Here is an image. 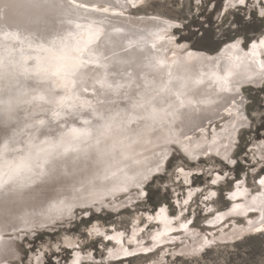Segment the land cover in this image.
<instances>
[{"label": "snow or ice", "instance_id": "6c2138e0", "mask_svg": "<svg viewBox=\"0 0 264 264\" xmlns=\"http://www.w3.org/2000/svg\"><path fill=\"white\" fill-rule=\"evenodd\" d=\"M144 3L145 0H125V4L121 5L119 0H116L115 5L98 7L90 0H23L24 6L34 13L31 18L33 25L39 24L43 19L41 13L55 12L54 19L61 25L67 24L70 27L66 30L55 28L49 30L48 34L42 37L44 42L38 45L39 55L30 57L34 62L37 78L48 85V95L41 94L32 97V101L39 100L49 105L47 109H42V117L31 113L21 115L20 104L31 102L20 99L24 93L16 97L9 95L7 99L0 96V198L8 201L27 193L35 195L38 202L48 204L47 209L41 212L24 213L12 217L11 220L6 216L4 220L6 227L0 230V244L4 243V231L7 227H11L13 232L23 234L22 236H10V240L22 241L26 240L29 234L34 236L38 228L62 225L65 216L70 218L75 215L74 204L58 199V197L70 186L72 190H75L72 181L75 180L77 173L83 174L87 171L89 177L87 184L92 188L101 182L112 181V187L106 190L127 193L131 185L139 190L140 196L146 197L148 192L144 190V186L149 182V174L153 169L157 173L162 170L168 160L167 149L178 145L179 148L174 151L181 150L186 154L189 152V149L181 143V138L188 140L190 138L183 131L176 133V130L169 127L165 123L166 117L172 114L170 110L174 105L176 108H184L193 103L200 104L207 101L189 99L188 91L182 90L185 87L183 84L175 90L168 87V84L172 83L171 72H168V84L162 85L158 92V95L165 93L174 97V102L168 104V110L156 107L155 96H140L139 99L130 101L124 109L112 113L104 108L103 101L97 100L94 104L91 98L85 96L89 92L83 80L86 70L92 67L107 68L106 64L101 63V60L106 57L102 58L98 54L102 39L114 42L113 33H115L121 40L127 39L128 48L139 49L141 45L140 41L125 35L122 27L111 26L110 31H104L102 28L104 19H91V15L111 12L114 17L123 16L125 8H138ZM192 4L201 14L211 8L212 14L217 17L216 31L210 33L201 23L200 28L203 31L197 29L191 33V36L177 37L175 33L168 35L167 30L176 27L179 31L180 25L165 22L166 27L158 28L150 33L153 40L150 45L151 49H157V41H160L175 43L176 48L188 57L193 55L189 48L195 49L197 45H210L213 42L217 45L224 43L229 50H239L241 45H246L249 40L248 32L252 25L258 22L261 28H264V0H221L219 7L216 6L214 0H192ZM217 32L219 33L218 40L216 39ZM0 37L23 43L19 41V35L15 32H4L0 29ZM193 37L196 38L195 43L192 42ZM229 41L231 43H228ZM258 43L264 46V32L261 33ZM29 47H31L30 42ZM252 47L255 48L256 44L253 43ZM6 51V48L0 49V69L4 67V52ZM121 51L126 53L127 49L121 48ZM172 54L175 56L176 52L173 51ZM260 66L264 68V63ZM148 67L163 69L167 67V62L165 59H156L149 61ZM231 76L232 72L225 70L224 75L217 77L221 92L231 93L233 91ZM2 78L3 74L0 72V79ZM96 84L99 85V91L109 95L124 96L120 92L124 85L108 80L107 71H105L104 78L97 80ZM97 94L98 91L94 86L93 96ZM82 97L84 98L81 102ZM229 101L235 103V96L225 98V103ZM240 104H243V100ZM138 110H142L143 114H140ZM256 111V109H251L247 115L241 114L242 120H251L254 123ZM259 119L261 127H264V104L260 105ZM141 121H150L153 125L160 123L162 128L168 129L166 136L158 138V153L153 152L155 159L146 165L138 158L139 154L133 148L134 145L140 143V134L132 128V125H138ZM235 128L234 125V131ZM116 136L122 138L116 140ZM148 143L152 141L149 140ZM204 154H208L207 149ZM216 155L219 156L220 153L217 152ZM221 163L226 167L228 163L236 164L237 160L226 153ZM133 165L139 167L133 168ZM178 171L183 172L184 168L180 167ZM251 172L253 184H257L258 181L259 189L264 190V174H261L264 173V165L261 166L260 172H257L253 166ZM227 176L228 173H225L224 177L218 173L210 183L216 185ZM117 177H121L118 182ZM80 183L84 187V181ZM231 183H235L239 189L240 181H230ZM244 191L248 192L249 189L245 188ZM216 195L217 192L213 191L204 199L208 200ZM236 195L237 193L234 192L230 198H235ZM258 195L264 197V191H260ZM90 196L93 204H96L98 202L95 199L96 193L91 192ZM252 199L255 202L257 197L253 196ZM239 207V204L234 206V208ZM249 210L255 211L254 208ZM161 211L165 209L161 208ZM83 214L87 216L89 212L85 210ZM260 223L264 225V208L261 209ZM249 224L251 225V221ZM180 227L186 229L187 224H181ZM255 231L264 234V227H255ZM88 234L91 235V231ZM105 238L112 239L110 236ZM152 239L155 240L156 237ZM213 243L205 238L204 245L199 250H194L193 254L195 251L203 253L205 248H210ZM32 251L36 250L32 249ZM147 251H152V249H147ZM60 252L59 244L50 256L44 252L43 255L47 258L45 264H61L58 256ZM125 253L126 256L136 255L135 252L129 250H125ZM0 264H32V262L28 259V251L24 249L22 243H19L16 246L8 245L0 248ZM37 264H40L39 256ZM63 264H68L67 258ZM71 264H81L79 252L75 253ZM224 264H233V262L228 260ZM259 264H264V258Z\"/></svg>", "mask_w": 264, "mask_h": 264}, {"label": "bare ground", "instance_id": "6f19581e", "mask_svg": "<svg viewBox=\"0 0 264 264\" xmlns=\"http://www.w3.org/2000/svg\"><path fill=\"white\" fill-rule=\"evenodd\" d=\"M90 2L96 3L98 7H108L109 5H115L116 0H90ZM119 3L124 5L125 0H119ZM145 4L146 0L140 7H144ZM128 8L131 7L124 9L123 16L114 17L111 15V12H109L93 13L90 17L91 19L97 20L104 19L105 22L102 28L106 32L110 31L111 26L122 27L125 35H128L131 39L140 41L141 45L139 49L128 48L127 39L121 40L115 33H113L114 42L102 39L98 54L101 55L102 58L106 57V59L101 60V63L106 64L107 68L97 69L92 67L86 70L83 79H88L85 85L91 90L85 94V96L91 98L94 104L97 100L103 101L104 108L112 113L124 109L130 101L139 99L140 96H155L156 107L161 110H168V104L174 102V97L165 93H159L158 95V92L162 85L168 84V72H171L172 83L168 84V87L175 90L180 84H183L185 87L182 90L188 91L189 99L204 100L207 102L200 104L193 103L184 108H176L174 105L173 109L170 110L172 114L166 117L165 123L176 130V133L183 131L190 138V140L181 138V143L189 149L187 154L190 157L197 158L200 155L204 156L206 149L212 152L219 151L224 156L227 153L229 156V152L231 151V139H233L243 127H241V124L247 125V121L242 120L240 112H233L237 109L236 104L230 101L225 103V98L237 94V90L241 85L255 84L254 86H257L263 84L264 68H261L260 65L264 63V46L258 43L261 34L253 38L248 47L241 45L239 50H229L226 44L222 43L220 48L215 52L189 48V50L193 52V55L192 57H188L185 53L176 48L175 43L157 41V49L153 50L150 47L153 42L150 33L156 31L158 28L166 27L165 22L174 25L176 22H172L174 19H171L172 21L169 19L158 20V13L156 15L151 14V16H149L151 18L146 16L147 14L143 15V13L138 15V12L136 13L137 15H132L129 13L131 10H128ZM135 11L136 10H134V13ZM33 15L34 13L32 10L24 6L23 0H0V29L4 32L18 33L19 41H23V43H20L17 40H5L0 37V49H7V51L4 52V67L0 69V72L3 74V78L0 79V96L7 99L9 95L16 97L20 96V93H24V95L20 96V99L22 101L31 102L20 104L21 115L31 113L42 117V109H47L49 105L39 100L32 101V97L41 94L48 95V85L46 82L37 78L34 71L35 65L30 57L39 55L38 45L44 42L42 37L46 36L49 30L54 28L66 30L70 26L67 24L61 25L59 21L55 20V12L41 13L43 19L39 24L33 25L31 23ZM85 15H87V13H85ZM105 17H107V19H105ZM141 25L147 26L146 35L140 38L137 37L136 39L132 38L131 34L128 33L134 30L136 26ZM171 29L172 27L168 28V35H172ZM29 42L31 43V47H29ZM180 43L183 44L184 41H180ZM228 43H231V41ZM253 43L256 44L255 48L252 47ZM121 48L127 49V52L121 51ZM173 51L176 52L175 56L172 54ZM156 59H165L167 67L163 69L148 67L149 61H154ZM225 70H230L232 72L230 80L233 91L231 93L221 92L220 85L217 82V77L224 75ZM105 71H107L108 80L124 85V87L120 89V92L123 93L124 96L117 94L109 95L103 91H99V85L96 84V81L104 78ZM196 81H200V83H196ZM137 85L139 87H136ZM94 86L98 91L96 96H93ZM83 98L84 97H82L81 102ZM138 111L140 114H143L142 110ZM221 116L224 117L220 118ZM215 121H222L221 127L217 128L215 125L212 130L213 132L208 133V128L211 127ZM234 125L236 126L235 131L233 130ZM132 128L140 134V143L134 145L133 148L135 152L139 154L138 158L146 165L148 162L155 159L153 152L156 151L158 153V138L166 136L168 134V129L162 128L160 123L153 125L150 121H141L138 125L133 124ZM121 138L120 136L115 137L116 140ZM173 138H175V136H173ZM149 140H151L152 143H148ZM167 151L169 154V148ZM251 151L252 162L259 164V162H257L258 158H262V155H264V140L254 139ZM132 167L136 168L139 166L133 165ZM183 168L184 171H179V174L187 181L191 169ZM153 173L155 174L154 169L152 173L149 174V179ZM88 178L87 171L83 174L77 173L75 180L72 181L75 190H72L70 186L67 191L58 197V199L71 202L75 207L77 205H91L93 201L90 196L91 192L96 193L95 199L99 200V203H104L103 199L106 198L105 196L111 195L110 197L113 198L112 195L120 192L106 190L112 187V181L101 182L95 188H92L87 184ZM119 179H121V177H117L116 181L118 182ZM80 181H84V187L81 186ZM130 187L131 185H129V188ZM245 188L248 187L240 186L239 189L234 191L237 193L235 198H232L230 204L217 213L216 217L209 220V225L205 232L200 230L198 232L193 225L188 223L190 220L187 218H182L177 222L175 216L158 212L156 215H150L151 218H153L151 223L157 225L154 229H147L141 232L144 227L139 223L134 224L126 237L121 235L126 233V231L115 230L114 234L111 235L114 245L111 247L109 255L113 257L126 256L125 250L133 251L136 255H144L142 253L147 254V252H151L147 251V249H152V251L161 250L163 252L167 247H170V245H174L172 246L174 248V253H181L180 255L183 253V255L197 258V256L203 254L199 251H195V254H193L194 250H199L204 245L205 238L214 242L211 246H217L220 244L238 243L252 235H256L258 233L255 231V227H264V225L260 223L261 209L264 208V197L258 195L260 191L264 190L258 187L256 190L245 192ZM253 196L257 197L255 202L252 199ZM131 200L129 202H131ZM53 202H55V200ZM117 202L115 203L120 204V201ZM237 204H239L240 207L234 208ZM47 207L48 204L38 202L35 195H29L27 193L21 197L13 198L8 201L0 198V230L6 227L4 224L6 216L11 220L12 217L24 213L44 211ZM250 208H254L255 211L249 210ZM182 212L183 209L181 208L179 214ZM249 221H251V225ZM181 224H187V228H181ZM94 226H91L89 229L91 233H97V230L93 229ZM7 230H11V227H7ZM147 232V238L152 239V237H156V239L144 242L146 238L144 233ZM139 233L143 234L139 235ZM70 240L71 237L65 235L66 244H68ZM5 242L6 241L0 245H4ZM11 244L13 246L12 242ZM175 245L181 246L178 247ZM207 249L208 248H205V250ZM80 256L81 261L86 257L95 259L91 253L87 255L80 253ZM161 256L164 255H160V257ZM163 258L164 257L159 259ZM148 262L150 264H157L155 260Z\"/></svg>", "mask_w": 264, "mask_h": 264}, {"label": "rangeland", "instance_id": "374dc122", "mask_svg": "<svg viewBox=\"0 0 264 264\" xmlns=\"http://www.w3.org/2000/svg\"><path fill=\"white\" fill-rule=\"evenodd\" d=\"M214 3L219 7L221 0H214ZM128 10H131L129 13L132 15L143 13V15L147 14L146 16L149 17L151 14L156 15L158 13V20L174 19L171 21H176L174 25H180V30L178 31L176 27H172L171 32L172 34L175 33L177 37L181 35L191 36V33L197 29L203 31L200 28L201 23L210 33L216 31L217 17L212 14L211 8L201 14L196 6L192 4V0H146L144 7L128 8ZM134 10H136L135 13ZM136 27L128 34H131L132 38L135 39L144 37L147 26ZM262 32H264V28H261L258 22L252 25L251 30L248 32L249 40L244 46L248 47L251 43L250 41L258 37ZM218 38L219 33L217 32L216 39L218 40ZM195 41L196 38L193 37L192 42L195 43ZM221 45L222 43L217 45L215 42L210 45L200 44L195 49L215 52ZM83 80L85 84L88 82V79ZM254 85H241L237 90L238 93L232 95L236 98L235 104L237 106V109L233 112L247 115L251 109L257 110L254 113L256 116L255 122L245 120L247 125H243L235 137L231 139L229 156L237 160L236 164L228 163L225 167L221 163L224 155L219 151H208L207 155L193 158L181 150L174 151V149L179 148L178 145H174L169 147L170 155L168 154V160L165 162L163 170L159 173H153L149 182L145 184L144 190L148 192L146 197L140 196L138 189L131 186L127 193L117 192L112 195L113 198L110 197L111 195H107L109 197L105 196L106 198L103 199L104 203L93 204L92 201L91 205L75 206L73 209L75 215L70 218L67 216L63 218L62 225L56 224L55 227L38 228L36 234L34 236L29 234L26 240L9 241L10 236H22V233L17 234L11 230H6L4 231V241L6 242L0 247L12 245L11 242L13 246L22 243L24 249L28 251V259L32 264H37L38 256L40 257V264H45L47 258L43 253L47 252L50 256L58 244L61 246V252L58 256L62 264L65 258L70 264L71 260L75 258L76 252L83 255L91 253L95 257V259L86 257L81 261V264H148V261L152 262L154 260L157 264H214V262L216 264H224L228 260H231L233 264H259L260 260L264 258V234L259 233L238 243L213 245L205 250L202 253L203 255L197 256V258L174 253V248L172 247L174 245H170L163 252L161 250H153L147 252V254L142 253L144 255L113 257L109 255V251L114 242L112 239L105 238L108 235L111 237L115 230L126 231L123 234L126 237L133 225L138 223L144 227L141 232L147 229H154L157 225L151 223L153 218L150 215L162 212L161 208L165 209L163 211L165 215L175 216L177 222L182 218H187L198 232L199 230L205 232L207 231L209 220L216 217L217 213L228 206L232 200L230 198L231 194L236 191L237 187L235 183L230 184V181L238 180L241 187L246 186L250 191L258 188V181L255 185L252 182L251 169L254 166L256 171L260 172L261 166L264 165V159L258 158L257 162L259 164L253 163L251 146L254 143V139L264 140V127H261L259 119L260 105L264 104V82L261 85ZM241 100H243V104H240ZM215 125L217 128L221 127L222 121H215L208 128V133L213 132ZM217 152L220 153L219 156L216 155ZM179 167L191 169L187 181L179 174ZM218 173L222 177H224L225 173H228V176L221 179L216 185H211L210 181L215 179ZM213 191L217 192V195L205 200L204 197L210 196ZM129 199L131 202H129ZM117 201H120V204H117ZM185 201H187V204H185ZM181 208L183 212L179 214ZM85 210L89 212L87 216L83 214ZM49 224H51V221H49ZM91 226H94L93 229L98 230L97 233L88 234ZM142 234L139 233V235ZM65 235L71 237L68 244L65 242ZM144 235L146 237L144 242L152 240L147 238L148 232L144 233ZM175 246L179 247L181 245ZM32 249L36 251H32ZM160 255L164 256L160 257ZM162 257L164 258L159 259Z\"/></svg>", "mask_w": 264, "mask_h": 264}]
</instances>
